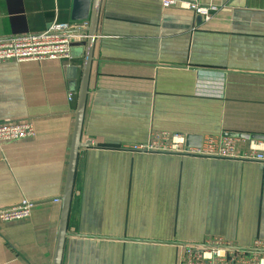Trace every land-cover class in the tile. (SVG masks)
Wrapping results in <instances>:
<instances>
[{"label":"crops","instance_id":"obj_1","mask_svg":"<svg viewBox=\"0 0 264 264\" xmlns=\"http://www.w3.org/2000/svg\"><path fill=\"white\" fill-rule=\"evenodd\" d=\"M75 2L0 0V37L89 26L93 0L86 19ZM199 2L211 20L101 0L61 264H183L188 247L264 240V163L170 148L264 140V0ZM86 41L68 59L0 62V121L35 127L0 142V211L33 203L0 217V264H54Z\"/></svg>","mask_w":264,"mask_h":264},{"label":"built area","instance_id":"obj_2","mask_svg":"<svg viewBox=\"0 0 264 264\" xmlns=\"http://www.w3.org/2000/svg\"><path fill=\"white\" fill-rule=\"evenodd\" d=\"M164 6L178 5L194 10L209 21L214 16V7L202 5L199 0H161ZM88 24L84 22H60L55 20L42 31L16 33L0 37V62L8 60L27 61L43 59H68L73 46L88 38ZM35 135V127L29 121H0V142L12 141ZM164 136V135H162ZM239 138L232 135L208 137L201 147L182 148L181 137L173 136L170 148L193 155L243 158L264 163V140H252L248 151L236 153ZM141 149V147H137ZM33 203L24 200L16 207L3 209L4 221L27 218ZM188 264H264V240L256 239L250 246L211 245L188 247Z\"/></svg>","mask_w":264,"mask_h":264},{"label":"water","instance_id":"obj_3","mask_svg":"<svg viewBox=\"0 0 264 264\" xmlns=\"http://www.w3.org/2000/svg\"><path fill=\"white\" fill-rule=\"evenodd\" d=\"M91 0H76L74 17L76 19H86L88 17V8ZM101 0H93L92 13L90 17L89 26L86 28L88 38L86 41L85 58L82 69L81 81L78 91L77 107L75 112V124L73 132V140L70 150L69 164L67 170V177L65 189L62 196V215L58 232V239L56 245L54 264L62 263L64 241L67 236L68 217L74 187L76 164L78 159L79 149L88 145V143L81 142V132L83 125V116L87 102L88 95V81L93 60V50L95 38L97 36L98 18L100 11ZM248 136V135H245ZM191 137L188 138L190 140Z\"/></svg>","mask_w":264,"mask_h":264},{"label":"rangeland","instance_id":"obj_4","mask_svg":"<svg viewBox=\"0 0 264 264\" xmlns=\"http://www.w3.org/2000/svg\"><path fill=\"white\" fill-rule=\"evenodd\" d=\"M182 258V263L183 264H188V256H183Z\"/></svg>","mask_w":264,"mask_h":264}]
</instances>
